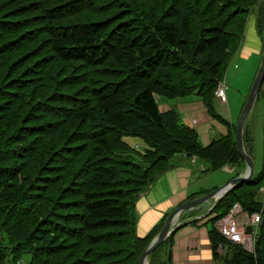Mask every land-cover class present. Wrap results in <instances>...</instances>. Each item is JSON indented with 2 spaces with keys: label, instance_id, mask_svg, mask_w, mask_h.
<instances>
[{
  "label": "trees",
  "instance_id": "16d2710c",
  "mask_svg": "<svg viewBox=\"0 0 264 264\" xmlns=\"http://www.w3.org/2000/svg\"><path fill=\"white\" fill-rule=\"evenodd\" d=\"M99 1L4 0L0 3V67L12 72L19 70V73L22 66L28 63L18 75L13 73L17 77L2 78L0 81V227L3 228L0 230V264H4L6 254L9 257L5 264L16 263L17 258L26 254L32 264H140L142 252L162 230L167 219L149 237L137 235L135 206L156 179L171 168H160L161 163L167 162L172 155L186 154L189 158L196 156L197 161L202 163L203 175L226 167L234 171L236 178L246 169L237 150V124L234 132L231 131L233 124L216 109L215 95L244 39L246 21L241 30L240 19L243 20V17L240 10H231L229 0H213L205 18L201 15L206 6L203 5L200 11L203 0H194L197 7L193 15L186 18L179 14L181 6L177 2L181 0H176L169 10H164L165 0H155L154 7L150 5L153 0H110L107 4L104 0L102 6L98 5ZM260 2L263 4V22L264 0ZM7 5L11 9L5 14ZM118 10L121 11L116 12ZM93 12L95 16L98 13L105 16L73 24L81 13L89 15ZM194 18H199L197 26L191 25ZM207 22L213 23V26L207 25ZM204 24L207 27H202ZM229 26L235 28L231 33L234 37L226 38V42L221 35L227 37L228 33L223 30ZM137 31L144 34L140 33L134 39L131 36ZM9 34L12 36L7 37ZM124 39L132 44L122 45ZM191 47L192 53H185ZM121 49L125 52V59L121 62L128 60L134 64L132 70L125 72H129V76L120 83L98 81L95 76H101L99 74L78 75V69L84 67L99 71L96 69L104 66ZM218 51V58L229 53L231 58L225 63H216L213 55ZM205 54H209L208 60L202 58L200 63L194 62ZM10 55L14 56L13 64L8 66L6 58ZM164 55H169L173 62L164 63ZM22 59L25 63L15 67L14 63ZM178 60L183 63H178ZM57 62L70 64L77 73V77L73 75L72 78L77 79L82 89L74 97L58 91L53 96L44 92L43 97L49 99L40 105L44 111L58 107L60 96L62 99L71 98L68 106H71L72 116L69 118L62 114L57 117L61 129L52 137L38 117L28 119V110L21 109L25 106L29 108L33 99L17 92L28 78L42 80L41 87L48 84V87L54 85L58 88V85L60 88L58 78L48 73V69H52ZM122 64L127 63H119L125 67ZM158 66H162V71L156 74ZM100 72L104 78L116 77H108L110 75L103 70ZM136 73L139 77L134 79L133 84L132 76ZM156 75L158 79H155ZM170 83H176V86H170ZM156 96L169 99L199 97L208 115L224 124L228 133L204 147L197 131L185 124L176 110L160 111ZM12 104L16 105L8 108ZM38 112L39 105L34 108L33 114L38 115ZM99 114L104 116L103 120ZM49 118L52 119L51 116ZM113 122L120 128L110 125ZM97 125L98 128H93ZM99 129L104 131L103 135L108 137L110 144L103 152L101 145L104 143L97 131ZM28 134L31 144L26 141ZM39 135H46L44 142V139L38 138ZM129 135L144 139L149 145L147 155L142 156L123 141ZM246 138L244 128V143L249 154ZM31 154L35 157L27 159ZM96 157L101 160L100 164L117 167L108 165L110 168L98 166L99 169H95L99 165L93 161ZM46 164L54 165L55 169L47 168ZM125 164L129 167L124 171L128 174L124 177L121 169ZM69 165L74 167L71 169ZM20 180L24 185L19 183ZM111 183L120 188L124 198L128 197L120 206L106 208L107 202L102 205L96 203L101 201L102 190L92 191L91 188L98 184L100 187L110 186ZM263 187L264 155L262 170L255 173L252 181L229 192L204 217L207 224L213 225L210 237L214 251L219 254L218 246L226 245L225 252L231 251L236 257L234 264H264ZM53 190L52 197L47 196ZM209 192L202 193L206 195ZM235 204L241 206L244 216L262 215L254 255L247 253L242 245L230 243L215 227ZM35 213L37 217H30V226L27 227L26 215ZM104 213L123 217L109 220ZM195 220L189 223H195ZM39 235H44L41 236L44 239L58 236L64 244L58 249L43 248V239L39 240ZM171 236L162 245L165 246ZM162 245L150 255L151 264L160 260L159 252L164 253ZM25 250L30 251L24 253ZM48 255H52L51 260L44 261Z\"/></svg>",
  "mask_w": 264,
  "mask_h": 264
},
{
  "label": "rangeland",
  "instance_id": "374dc122",
  "mask_svg": "<svg viewBox=\"0 0 264 264\" xmlns=\"http://www.w3.org/2000/svg\"><path fill=\"white\" fill-rule=\"evenodd\" d=\"M3 1L4 0H0V3H2ZM109 1L110 0H107L106 4ZM154 1L155 0L150 2V5H153V7L156 4V2L154 3ZM212 1L213 0H203L204 4H202V8L200 7V11L203 10V5L206 6V8H205L204 11H202L204 13H202L201 17H205L206 18L205 13L211 7V5H212L211 2ZM229 1H230V4L232 5L231 10L239 9L240 10V14H242L243 20L240 19V24H241L240 28H241V30H242V27L244 26L245 21H246V25H247V26L245 25V27H244L245 30H247V28L249 27L251 22H255L256 23V29H257L258 33L262 36V38H264V19H263V22L261 21V11H262V8H263V4L260 2V0H229ZM103 2H104V0L99 1L98 5L102 6ZM175 2H176V0H165L164 4H163L164 10H166V9L169 10L175 4ZM193 2H194V0H181V1L177 2L178 5L181 6L179 14L183 15V16H186V18L189 17V16H192L193 12H194V9L197 7V4L195 6ZM84 3L85 2H81V4H84ZM146 4L149 5L148 3H146ZM10 9H11V6H8V5L5 6L4 13L6 14L7 11H9ZM121 10H123V9H121ZM121 10H118L116 12H119ZM95 14H96L95 12L90 13L89 15H86L85 13H81L80 15H78L76 17L75 22L73 24L78 25V24H81L83 22H85V23L86 22H91L93 18H101L102 19L105 16L103 13H98L97 14L98 16H95ZM89 18H91V19H89ZM147 19H150V18L147 17ZM194 19L195 20L191 23V25L192 26H197L199 18L198 19L194 18ZM62 23H64V22H62ZM205 24L202 25V27L205 28V26L207 27V25L213 26V23L208 24V22H207V25H205ZM257 25H258V28H257ZM187 28H188V26H187ZM245 30H243V31H245ZM223 31H226V33H228V35H227V37H225L222 34L221 35V39L222 40H226V42H227V39H230V38L234 37L233 34H231V33H233L235 31L234 27H230V26L229 27H225ZM205 32L206 31H204L203 33H205ZM139 34L143 35L144 33L142 31H137V32L133 33L131 37H134V39H135V37L137 35H139ZM6 36L10 37L12 35L9 34V35H6ZM129 42H130V44H132L131 41H128L127 39H124L123 42H122V45L126 46V43H129ZM5 43H8V41H5ZM119 47H121V46L119 45ZM130 47H134V46L130 45ZM192 49L193 48L191 47L185 53H190L191 54L192 53ZM17 50L18 49H16V51ZM228 51H226V53ZM14 53H15V51H14ZM16 54H18V53H16ZM124 54H125L124 50L121 49V50H119V52L117 51L116 55L113 58H110L104 64V66H100V67H98L96 69V70H99V71H95V69L92 68V67H84V68L78 69V71H77L78 75H81L82 73H89L90 75L99 74L101 76H95V78L98 81H104V82L105 81H109L110 83L118 84L124 79V77L129 76V72H127V73H125V72L127 70H129V69L132 70L131 66L134 64V63H130V61H128V60H125V62H121L122 59H125ZM218 54H219V51L217 52V54L213 55L216 63H225V61L227 59L231 58L230 53L229 54H225L223 58H218ZM164 56H163L164 60H165L164 63L173 62L169 55H164ZM208 56H209V54L201 55L198 58L199 60L196 59L194 62L195 63H200V60L202 58H205L206 60H208ZM12 58H14L13 55H10L8 58H6L9 61V63H7L8 66L10 64H13ZM177 62L178 63H183L180 60H178ZM23 63H25V60L22 59V60H19L18 63H14V66L17 67L18 65H23ZM60 63L61 62H57V63H55L52 66L53 67L52 69H48V73H52L51 75L54 78H58L60 88H59L58 85H56L58 88H55L54 85L48 87V84H46L44 87H41L40 84L42 83V80H35V78H28V80L26 82L22 83L21 86L18 87V92H17V93H22V95H25L27 98L30 97V99H33L29 108L27 106H25L26 108H21V109L22 110L23 109L24 110L25 109L28 110V112H27L28 119L38 117V119H40V123L41 124H45L47 126V128H45V130H47L48 133L52 137L54 135H56L59 132V130L61 129V127H60V125L58 123L59 120L57 119V117H60V115H62V114H63V116L66 115L69 118H70V116H72V112H71L72 110L70 108L71 106H68V104L70 103L71 98L65 97L64 99H62L61 96H60L59 97V105H58V107H56V106L53 107V109H55V110H53L51 108L50 110L44 111L40 105H42L41 104L42 102L46 103V102L49 101L48 97H46V98L43 97L44 92H49L53 96L58 91V93L74 97V95H78V93H80V91L82 89V86L77 83V79L75 77L72 78L73 75H75L77 77L76 71L73 70V68H71L70 64H60ZM119 63H127V64H122V65H125V67L124 66L121 67L119 65ZM188 63H190V62H188ZM27 65H28V63L24 64V66H22V70H23V67H26ZM241 65H244V63H240L239 73L238 72H235V73L233 72L234 67H231L232 65L228 68V71H227V73H226L224 78H225V82H226V86H227V96H228V99H229V103H228V107H226L227 109L226 108H222L220 110L218 109V111L221 113V115L223 117H225L229 121L233 122L232 123L233 125H231V131H233V132H234L236 124L238 123V120H239V118L241 116V113L243 112V109L245 107L247 98H248V96L250 94V91H251V88H252V85H253V82H254V79H255V73H256V71H255V73H253V77H252V75H251L252 72L250 73V71L248 69L249 63H246L244 69L241 68L242 67ZM152 66H153V64L149 67V69H147V72L150 71V68H152ZM160 67H162V66H160ZM160 67L159 66L157 67V69L155 71L156 74L162 71V70H160ZM0 69H2L0 71V81H1L2 78L6 79V78L17 77V75L22 71L21 68H20L21 71L19 73H17V71H19V70L15 71V72H12V70L6 71L5 68H1L0 67ZM101 70L107 72V74L110 75L108 77H111V76H116V77H113L111 79L104 78L102 76V73L100 72ZM73 72H75V74ZM13 73H17V75L13 76ZM136 77H139L138 73H136L135 75L133 74V76H132V79H133L132 83L133 84H134V79H136ZM142 77H143V75H142ZM154 77H155V79H158L157 75L154 76ZM170 84H171L170 86H173V87L176 86V83H170ZM260 91L262 93L261 94L259 93L260 97H259V99H257V101H256V103L254 105V108L251 111V113H250V115H249V117L247 119L246 127H245V135L247 136L246 139H247V145H248L249 154H248L247 151L246 152H247V154L249 156L251 155L250 152H252V157L251 156L250 157L254 161V167H255V173L256 174H258L262 170V167H263V155H264L263 154V140H264V80H263V83H262ZM195 99H199V97H196V96H181V98H179V99H176V98L175 99L174 98L173 99H169V98H165V97L164 98H160L159 96H156V100H157V102L159 104V107L161 105L166 104V103H169L171 105L176 104V106L172 110L176 109V111L178 113H179V111L177 109V103H180V102H183V101L184 102H192ZM62 101H63V104H62ZM72 101H73V99H72ZM20 102H18V103H20ZM15 105L16 104H12V106H10L8 108L14 107ZM37 105H39L40 112H38V115H35V114H33V110H34V108ZM93 105H94V107L97 106V104H93ZM80 106H82V103H80ZM21 107H22V104H21ZM63 109H65V111H63ZM160 111L162 113H167V112L163 111L162 108H160ZM179 115H181V114L179 113ZM49 116H51L52 119H50ZM99 118L101 120H103L104 116L102 114H99ZM99 118L97 117L96 121L99 122ZM185 119H187V118L185 117ZM92 123H94V122H92ZM110 125H113V126H116L117 128H120L114 122L110 123ZM93 128H95V129L98 128V125L93 127ZM97 131H98V133L100 135H102L101 139H102V143H104V144H102L101 146H102V152H103L104 150H106L107 148L110 147L109 140H108V137L106 135H103L104 131H102L101 129H99ZM196 131H197L199 139H200V141H201V143H202V145L204 147L210 145L213 140L218 141L219 138L225 136L228 133L227 127L224 124H222L218 120H215V119H212V118L207 123H204V124L199 125V126L197 125ZM29 135L30 134L27 135V139H26V141L28 143L32 142V141H29ZM44 136H46V135H39L38 138H40V140H42V139H44ZM136 136L137 135H129V137L123 138V141L126 144H128L130 147H132V148L136 149L138 152H140L142 154V156L147 155L146 151H148V146L149 145L147 146V143L144 141V139L140 138L139 136H137V137ZM252 139H253V143H252ZM44 141H45V139L43 140V142ZM152 151H154V150H152ZM180 151L181 150H179L178 152H180ZM33 156L34 155L31 154V155L27 156V159L31 160ZM180 157H186L187 158L186 154L185 155L175 154V155H172L170 158H168L167 162L161 163L159 165V167L163 168V167L173 166V164L176 161L180 160ZM97 159H98V157L93 158V161H96L95 163L98 162V164H99L96 167H94L95 169H97V168L99 169L98 166H100V168L104 167V169L110 168L112 166L113 167L114 166L117 167V165H114V164H111V165L105 164V163L100 164L101 160H99V159L97 160ZM189 160H192L193 162L197 161L196 156H194L192 158H189ZM95 163H94V166H95ZM204 163H206V162H204ZM200 164H202V163L200 162ZM209 164H210V162H209ZM108 165L110 167H108ZM69 166H70L71 169L74 167V165H72V166L69 165ZM49 167L55 169L54 165H51V164H50V166L47 165V168H49ZM128 167H129L128 164L123 165V167L121 169V175L124 173V171ZM142 169L144 170L143 166H142ZM228 171H230V170H228ZM138 173L140 174V172H138ZM147 173H148L149 176H151L150 171H147ZM127 175H128L127 172H125L123 176L125 177ZM229 175H230L229 176L230 178L235 177L234 171L230 172ZM140 176H141V174H140ZM226 176H227V174L224 173V172H221V170L216 172V173H214V174H210V175H203L202 173L198 174V178H202V180H205V182L201 186V188L202 189H206L207 187L210 188V189H207V190H211V189H214V188L219 189L221 187L219 184L224 182V180H220V179L225 178ZM229 177L226 180H228ZM99 181H103V179L99 180ZM96 182H97V180H96ZM19 183L24 185V182L22 180H20ZM141 187L142 186H140V188ZM95 189H97V191H101L102 190L101 193H100V194H102L101 198H100L101 201L99 200L100 202H96V203H101V205H102L104 202H107L108 204L105 206L106 208L120 206L122 202L125 203V201L127 200V197H128L127 196V197L124 198L122 196V193H121L122 191L120 190V188L116 187L112 183L110 184V186L106 185L105 187H103V186L100 187L99 184H98V186H96V185L92 186L91 190L93 191ZM53 193H54V190L49 192L47 194V196L52 197ZM110 198H111V200H110ZM102 199H106V200H102ZM111 202L113 203L112 205H111ZM27 212L29 213V210ZM171 213H169L168 216ZM103 215H106L107 218H110L109 220H112V219H115V218H118V217H123V216H117L114 213H104ZM30 217L34 218V217H37V215H36V213L32 214V216H30V215L27 216L26 215L25 219H26L27 227L30 226ZM244 217H246L245 219H247V216H244ZM245 219H243V216H242L240 218V223L247 222V221H245ZM20 220L21 219H19V221ZM105 225H107V224H105ZM0 230H3V228L0 227ZM12 231L14 233L15 229L12 228L11 232ZM0 234H1V231H0ZM41 236H44V235H39L38 239L39 240L43 239L42 240L43 243L41 244V246L43 248L56 247V249H58V248H61L62 245L64 244V243H62L61 241L58 240L59 239L58 236L57 237H51V238H47L46 237V239L42 238ZM240 245H242V244H240ZM37 246H39V244H37ZM163 248H164V245H162L161 249L163 250ZM65 249H67V248H65ZM243 249H245L244 246H243ZM29 251L30 250H25L24 253H28ZM245 251L247 253L251 254V255H254L255 254V245H254V249L253 250L245 249ZM67 252L68 251H66V253ZM263 252H264V250H263ZM138 253H139V251H138ZM161 253H162V251L159 252L160 260L157 261V264H160L159 262H161V258H162ZM8 257L9 256L7 254L4 255V260H3L4 264L6 263ZM51 257H52V255L46 256L44 258V261L51 260ZM221 258L224 261V264H231V263L234 264V258H236V257H234L233 256V252L230 251V252L221 253ZM255 259H257V258H255ZM12 264H32V263L30 262V256L28 254H26V255L21 256V258H17L16 259V263H12ZM149 264H151L150 258H149ZM244 264H246V263H244Z\"/></svg>",
  "mask_w": 264,
  "mask_h": 264
},
{
  "label": "crops",
  "instance_id": "0c3cea01",
  "mask_svg": "<svg viewBox=\"0 0 264 264\" xmlns=\"http://www.w3.org/2000/svg\"><path fill=\"white\" fill-rule=\"evenodd\" d=\"M263 45L264 38L258 33L256 23L251 22L245 31L242 45L232 63L233 72L239 73L240 63H244V65H241L242 69H244L246 63H249L248 69L250 73L252 72L253 77V73L258 70L261 63ZM222 82L226 86L225 79ZM228 103V96L226 104L216 100V109L226 108ZM175 106L176 104L166 103L161 105L160 108L165 112H169ZM177 109L184 123L195 130L197 125L207 123L211 119L200 99L177 103ZM201 168L202 166L198 161L193 162L188 157H180L179 161H176L171 168L162 173L154 184L139 197L135 206L136 230L139 237H149L164 222L168 214L180 205L204 196L202 193L204 191L212 192L216 190V188L211 190H207L210 189L208 187L206 189L201 188L205 182L202 178H198V174L202 171ZM221 172L227 174L225 178L220 179L224 180L219 184L221 187L235 178L229 177V173L232 171H228L226 167ZM228 177L229 179L226 180ZM212 206L213 203H207L181 215L179 222L183 224L175 229L168 243L164 246L160 264H224L221 252L217 254L212 245L210 232L213 230V225L207 224V219L204 220ZM245 218L243 216V219ZM194 219H197L198 222L195 220V223H189Z\"/></svg>",
  "mask_w": 264,
  "mask_h": 264
},
{
  "label": "water",
  "instance_id": "95a60500",
  "mask_svg": "<svg viewBox=\"0 0 264 264\" xmlns=\"http://www.w3.org/2000/svg\"><path fill=\"white\" fill-rule=\"evenodd\" d=\"M263 80H264V45H263L262 59L259 69L257 71L250 94L247 98L245 107L243 109V112L241 113L236 128L237 150L246 165V169L244 173L232 179L231 181H229L219 189H216L202 197L188 201L180 205L176 209H174L173 212L166 219L162 230L142 252L139 258L140 264H149L150 255L170 237V235L175 231V229L179 225H181L178 219L183 213H186L187 211L190 210L192 211L200 207L201 205L207 203L209 204L213 203V206L211 208L212 210L216 206V204L229 192L237 189L238 187H240L245 183H250L252 181L255 175V167H254L253 159L246 152L245 143H244V128L247 119L258 99Z\"/></svg>",
  "mask_w": 264,
  "mask_h": 264
},
{
  "label": "built area",
  "instance_id": "2783aa9c",
  "mask_svg": "<svg viewBox=\"0 0 264 264\" xmlns=\"http://www.w3.org/2000/svg\"><path fill=\"white\" fill-rule=\"evenodd\" d=\"M215 95L221 103L227 102L226 87L223 83L219 85ZM262 192L264 193V187L262 188ZM242 216H244V212L241 206L235 204L228 215L221 219L215 227L219 233L233 245L242 244L245 249L253 250L259 236L262 215L260 213H255L245 219L247 222L240 223V218ZM248 229H250V232H248ZM218 250L224 253L227 250V246L220 244Z\"/></svg>",
  "mask_w": 264,
  "mask_h": 264
}]
</instances>
